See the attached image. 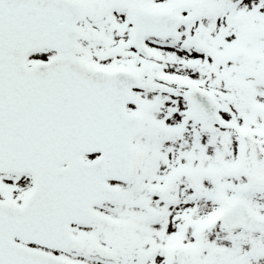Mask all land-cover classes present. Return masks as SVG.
<instances>
[{"label": "snow or ice", "instance_id": "1", "mask_svg": "<svg viewBox=\"0 0 264 264\" xmlns=\"http://www.w3.org/2000/svg\"><path fill=\"white\" fill-rule=\"evenodd\" d=\"M0 264H264V0H0Z\"/></svg>", "mask_w": 264, "mask_h": 264}]
</instances>
